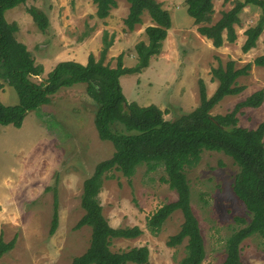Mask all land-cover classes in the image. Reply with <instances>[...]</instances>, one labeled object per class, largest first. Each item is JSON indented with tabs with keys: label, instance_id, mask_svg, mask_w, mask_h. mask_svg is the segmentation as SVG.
I'll return each instance as SVG.
<instances>
[{
	"label": "rangeland",
	"instance_id": "obj_1",
	"mask_svg": "<svg viewBox=\"0 0 264 264\" xmlns=\"http://www.w3.org/2000/svg\"><path fill=\"white\" fill-rule=\"evenodd\" d=\"M156 1L168 11L171 28L160 54L146 70L119 78L127 102L141 107L155 105L163 111L165 120H176L199 104V80L204 82L208 96L214 93L217 82L212 79L211 70L230 60L236 68L250 63L251 69L247 76L238 79L244 90L223 98L211 111L212 116L225 115L252 93L264 92V69L256 64L264 55V30L252 50L246 54L241 51L244 31L261 16L258 8L247 6L240 14L235 43H224L215 49L197 33L186 13L185 0ZM234 1H212V24L233 7ZM128 7L125 0H117V7L100 20L93 0H26L6 11L4 18L18 27L15 38L41 68V75L34 79L41 82L60 62L85 65L89 55L98 60L107 44L110 46L105 64L115 68L121 55L124 67L134 66V46L146 42L143 32L150 19L144 14L142 24L127 31L123 19ZM29 10H39L43 15V29L33 21ZM0 102L17 105L13 87L4 84ZM94 114L85 86L76 85L61 89L49 105L29 113L21 128L0 127V239L5 243L15 239L14 248L0 258V264H70L88 248L90 229H74L84 214L80 207L83 181L114 151L111 143L98 138ZM237 119L239 127L255 129L264 119V101L257 109L242 110ZM236 172L229 157L210 151L201 153L195 167L184 169L190 206L204 241L202 264H221L226 239L243 227L236 218L249 222L243 204L232 191ZM163 177L162 168L147 172L145 166H140L130 180L113 172L103 182L98 200L109 225L137 226L142 230L135 239H112L111 252L145 246L149 264H178L184 257L186 241L174 248L166 244L183 222L179 211L168 218L158 233L151 234L146 228V219L152 213L177 198L161 182ZM54 190L58 198V227L50 235ZM240 259L242 264H264V238L254 235L244 240Z\"/></svg>",
	"mask_w": 264,
	"mask_h": 264
},
{
	"label": "trees",
	"instance_id": "obj_2",
	"mask_svg": "<svg viewBox=\"0 0 264 264\" xmlns=\"http://www.w3.org/2000/svg\"><path fill=\"white\" fill-rule=\"evenodd\" d=\"M73 1V0H71ZM129 7L123 24L132 32L142 24L144 14L150 25L144 29L146 42L134 46L135 64L124 67L122 56H118L116 67L105 64L106 45L98 60L89 55L82 65L74 61L58 63L45 80L34 79L42 71L26 46L15 38L18 27L8 23L4 13L26 0H0V90L4 84L14 88L18 103L6 106L0 102V127L21 128L26 116L39 107L49 105L61 89L84 85L87 97L94 106V126L98 138L112 144V156L98 163L92 175L83 181L80 207L84 214L74 226L90 229L89 246L86 251L73 258L70 264H149L147 247H136L119 253L111 252L112 239H135L142 234L137 227L113 228L102 213L98 196L103 182L113 172L130 180L138 167L145 166L147 172L162 168L165 177L161 182L176 193V200L163 204L146 219V228L151 234L158 233L168 218L179 211L183 222L179 231L170 236L167 246L177 247L184 241L185 255L178 264H202L205 259L204 241L199 224L189 202V187L184 174L185 167H195L203 151L222 153L237 167L232 191L243 204L249 222L236 218L243 225L225 241V258L221 264H242L240 245L254 235L264 238V119L256 129L238 126L237 114L244 109H257L264 101L262 90L252 93L238 102L225 115L212 116L211 111L226 96L240 94L244 87L238 79L247 76L251 64L236 68L228 61L225 66L211 70L217 87L211 96L206 93L202 80L198 81L199 104L190 113L176 120H165L164 113L155 105L141 107L125 99L119 78L142 73L161 52L162 43L171 28L167 10L156 0H125ZM213 0H185L186 13L193 20L197 33L211 42L215 49L224 43L233 44L237 39V27L241 26L240 14L247 6L258 8L261 16L254 26L244 31L241 46L246 54L256 46L264 30V0H236L233 7L221 13L212 24ZM230 0H224L228 3ZM98 19H106L117 7V0H93ZM37 26L43 29V15L39 10L27 11ZM264 69V55L256 62ZM58 227V198L54 190L53 212L49 234ZM15 239L5 243L0 239V258L14 248Z\"/></svg>",
	"mask_w": 264,
	"mask_h": 264
},
{
	"label": "crops",
	"instance_id": "obj_3",
	"mask_svg": "<svg viewBox=\"0 0 264 264\" xmlns=\"http://www.w3.org/2000/svg\"><path fill=\"white\" fill-rule=\"evenodd\" d=\"M256 129V128H255Z\"/></svg>",
	"mask_w": 264,
	"mask_h": 264
}]
</instances>
